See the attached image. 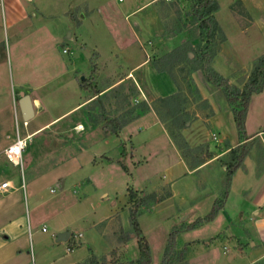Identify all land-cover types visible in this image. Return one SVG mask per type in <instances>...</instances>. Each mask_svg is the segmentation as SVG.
Wrapping results in <instances>:
<instances>
[{"label":"rangeland","instance_id":"obj_1","mask_svg":"<svg viewBox=\"0 0 264 264\" xmlns=\"http://www.w3.org/2000/svg\"><path fill=\"white\" fill-rule=\"evenodd\" d=\"M146 1L0 0V97L3 100L2 104L9 105L13 135H15V121L12 112L14 115L17 114L16 126L19 131L21 133L24 131L22 119L19 116L18 99L20 96L27 92L30 93L33 90V86H37L40 88L38 93L44 97L43 99L51 113L56 114L71 105L76 100V97L73 95L71 88L64 85L68 77V73H65V68L72 66L75 70L78 69L79 77L75 76L76 81L77 78L81 79L83 77L86 78L85 80L91 78L94 82L96 77H94L95 69L93 70V62L95 60L92 56L93 47L96 46L102 54V58L106 59L111 47L117 43V35L114 33L112 26L108 25L103 14L106 11L134 9ZM161 2L162 0L159 2L160 4L151 5L143 11L147 14L155 10V7L160 9L162 29L157 38L160 40L159 42L166 41L167 37L174 33L173 31H179V29H183L179 37H184L187 42L192 41L198 33L196 25L191 22V18L188 15L191 11L192 2L190 0H173L172 3L164 7L161 6ZM217 2L219 8L214 16L220 25L221 32L216 33L214 37V56L211 61V67L215 63L223 64L225 68L224 74L229 83L242 88L254 62L264 56V0H217ZM88 10L91 13H88ZM85 14L86 19L83 20V15ZM20 15H23V17H20ZM149 38L150 36H144L145 41ZM196 39L198 40V38ZM64 51L66 52L64 53ZM119 59H121V56ZM197 66L191 61H186L183 62L180 68L175 70L173 68L177 72V76L182 78L179 81L185 88V92H182L186 98L185 108L205 112L208 108L207 99H202L205 96H209L211 99L212 97L215 99V96L216 98L218 96L219 101L222 97L223 104L227 106L222 91L219 88L210 86L205 81L202 72L199 69H195ZM200 84H208V90L201 88L203 96L200 95V90L197 89ZM65 90L69 91L67 98L63 97V91ZM216 91L217 93H215ZM124 101L121 100L116 104L105 101L104 104L108 109H105V112H101L97 107L98 105L90 102L84 106L81 114L91 124L92 120L101 118V121L104 122L100 123L101 125L108 124V122H111L109 120L120 118L121 114L125 113V110H130L132 107L130 106V101L126 107L123 104ZM45 116L47 114L42 116L41 121L44 120ZM78 116L76 115L75 119H78ZM229 118L230 121L227 125L224 120H221L219 127L214 128V133L217 135H219L218 132L225 133L230 141L238 140L231 113ZM170 119L171 116L166 117V126L175 132V127L178 123L175 124ZM71 120L58 123L46 131L31 137L22 152V162L26 164V167H23V178L19 177L18 181L19 184L20 181L21 183L23 182L25 188L19 189L18 192L6 197H0V203H14L18 196L19 203L16 205L25 212L26 207L23 195L26 193L29 199L31 197L30 192L34 190L38 196L35 198L38 204L34 208L31 206L32 200L28 203L30 218L45 216L46 207H50V209L55 211L61 210L60 216L62 218L59 220L68 225V231L71 234L81 233L82 236L77 242V249L72 254V258L76 257L78 259L84 255V257L89 255L82 264H91L92 262L95 264H133L132 261L138 258L139 253L137 238L131 234V226L129 224V211L133 205L128 200V189H144L145 186L149 185V180H152L155 174L156 177L162 176L165 164L171 163L172 155L167 153L162 155L165 158L161 156L160 158L163 159H155L153 152L156 150L158 141H162L153 140L149 146L150 153L146 156L147 161L140 163L134 168L135 163L131 164L130 160L126 161L127 153L124 150L121 160L127 162L128 172H130L127 174L119 166L108 169L110 178L107 179V187L112 192H109L105 201H102V196L108 193V188L107 191H104V189L102 190L104 192H102L97 186L98 189L95 193L89 187L83 191L79 186L75 185L77 184L75 182H77L78 176L89 175V167L74 175L76 178L71 173L67 175L66 184L60 189L55 183L56 178L62 175L65 176L66 172L69 171L56 166H59L65 159L78 151V145H88L92 141L83 139L84 137L79 140H72V134L75 131L69 128ZM105 120H107L106 123ZM31 124L33 126L37 122ZM91 124H88V126ZM111 127L108 129L105 127L106 130L102 128V131L106 133ZM81 132L85 133L88 130L85 129V131ZM245 132L247 135L257 132L258 135L255 136L254 140H264V85L261 93L253 94L250 98L245 120ZM13 141L15 139L10 142ZM252 143L249 142L247 148L250 147L251 149ZM97 148L102 149L103 147L98 146ZM94 149L92 151L97 150ZM85 150L83 149L82 151ZM183 153H186V151L183 150ZM84 154H89V151ZM187 157L190 162V155ZM16 170L20 172L19 167ZM258 172L254 176H252L253 174L249 175L248 172L246 176L240 174L237 177L238 183L236 181V184L249 187L250 184L254 185L258 182L260 187L258 192L261 191L262 185L264 189V177ZM34 174L35 176H32ZM198 182V190L193 195L197 194L198 200H200V186L212 189L210 195L213 198V202L210 199L208 202L198 201L196 208L188 209L183 207L184 203L179 206L172 201H165L157 204L152 209L151 215L146 214L149 213L148 208L158 202L155 201L140 210L138 222L142 226V235L150 245L152 264L160 263L171 229L182 223L186 225L194 224L197 220L206 217L214 201L220 199L226 189L225 172H220L213 180L205 178L203 183H201V178H199ZM167 188L168 185H165L160 194L165 195ZM50 189L54 193L49 192ZM135 192L140 195L138 191ZM85 194L86 199L79 207L74 210L69 208L68 205L71 199L75 197L82 198ZM116 201L119 209L112 215L111 220L104 221L89 230L88 224L102 215L105 206H110L112 202ZM15 210H10L8 211L9 214L1 216L0 222L3 221L2 219L9 218L10 214L14 213ZM203 224L206 225L207 222L199 223L195 230L191 229L193 231L187 237L189 240L180 237L183 232L176 237L175 250L179 251L185 248V260L187 263L242 264L245 262V257L235 255L238 251L234 249V246H231L233 244L232 240H230L231 237L229 238V243L223 244L224 248L222 251L221 242H217L214 239L219 235L213 236L215 235L216 225L200 228L204 226ZM32 225L31 230L34 231L36 226ZM97 233L101 235V238L96 242L94 252V250L88 248V238L91 234ZM201 237H205V239L202 240ZM20 240L23 246L22 258H24L21 264H44L46 262V260H39V255L44 254L47 247L51 244V240L53 241L48 233L44 234L39 230L38 233H34L32 237V252L28 237L24 236ZM205 241L207 243L213 242L212 256L207 255V253L202 254L200 251L207 246L204 244ZM24 247H27L28 254H25L26 250H24ZM56 250V256L62 255V250ZM188 252H191V255L187 256ZM32 253L34 255L33 262L31 261ZM253 264H264V257Z\"/></svg>","mask_w":264,"mask_h":264},{"label":"crops","instance_id":"obj_2","mask_svg":"<svg viewBox=\"0 0 264 264\" xmlns=\"http://www.w3.org/2000/svg\"><path fill=\"white\" fill-rule=\"evenodd\" d=\"M114 1L121 2L123 0ZM160 1L147 0L144 4L134 9L113 12L106 11L103 14L108 25L112 26L114 33L117 35V43L111 47L106 59L102 58V54L96 46L93 47L92 56L95 59L93 62V70L95 69L94 77L96 79L93 82L89 78L87 80L88 83L84 84L87 86L85 90L81 87L80 81H86V78H77V81L75 79V76L79 77L78 69L75 70L70 65V68L68 66L65 68V73H68V77L64 85L71 88L76 100L60 112L56 114L51 113L47 107V103L43 99L44 97L38 93L40 88L33 86V90L30 93L27 92L20 96V98L24 95L29 96L33 115L27 121L23 119L19 106V98V116L22 119L24 131L22 133L19 131V128L16 126L17 114L14 115L12 112L15 121V135H13L9 105L2 104L3 100L0 97V140H2L0 142V183L9 182L12 187L1 197H6L14 192H18L19 189L25 188L24 183L20 181L19 184L18 181L19 177L22 179L24 176L23 167H26V164L21 159L22 165L16 166L9 162L3 153L14 142L10 141L16 140L17 137H33L58 123H64L72 119L69 124V128L75 131L72 134V140L75 141L84 137L83 139L92 141L88 145H78V151L65 159L59 166H56L57 168L61 167L69 171L66 172L65 176L62 175L56 178L55 183L60 189H62V186H65L67 175L71 173L75 177L74 175L81 172L84 168L89 167V175L82 176L83 178L78 176L77 182H75L77 184L75 185L79 186L83 191L89 187L96 193L97 186L100 188L99 190L102 191L105 189L104 191H107V179L110 178L108 169L110 167H120L118 162H122L126 168V173L129 174L130 172H128L127 162L121 160L122 155H124V150L127 153L126 161L130 160L131 164L135 163L133 166L135 168L140 163L147 161L146 156L150 153L149 146L151 142L153 140H160L162 142L158 141L156 150L153 152L154 158L157 159L162 155L170 153L172 155L171 163L165 164L166 166L162 171L163 175L156 177L155 174L152 180H149V185L145 186L144 189H132L133 191H138L143 196L155 194L158 199V202L154 206L151 205L153 202L149 204L151 207L148 208L149 213L146 214L151 215L152 209L157 204L165 201H172L179 206L184 203L183 207L188 209L196 208L198 201L208 202L210 199L213 202V198L210 195L212 189L210 190L209 188L200 186V200H198L197 194L193 195L198 190V179L201 178V183H203L205 178L207 180H213L220 172L224 173L225 166L231 163V150L239 145V140L230 141L225 133L218 132L219 135L214 133V128L219 127L221 120H224L226 125L230 121L229 115L231 111L223 104L222 97L220 101L218 100V96L217 98L215 96V99L214 97L211 99L209 96L202 97L204 100L207 99L208 108L205 112L185 108L186 98L182 94V92H185V88L180 83L181 81H179L182 78L177 76V72L174 71L176 68H180L183 62L173 67L174 70H171V75L167 71H159L154 66L153 62L155 59L171 52L179 46L190 44L194 47L195 41H197L196 44L198 43L196 37L190 42H187L184 37H179L183 29L173 31L174 33L167 37L166 41L159 42L160 40L157 38L162 29L160 9L155 7V10L147 14L143 11L151 5H157ZM172 2L173 0L171 2L162 0L161 6L164 7ZM87 12L89 13L90 11L88 10ZM20 17H23V15H20ZM84 19H86V14L83 15ZM144 36H150L147 40L149 41L148 43L144 40ZM120 56L121 59H119ZM189 57L192 58V54H189ZM212 67L220 75L225 77L223 64L215 63ZM207 86L208 84H200L198 86L197 89L200 90V95L203 96L202 89L208 90ZM92 90L99 91V93L94 95ZM63 93V97L67 98L69 91L65 90ZM176 94L180 95L179 103L181 104L179 106L180 111L170 119L173 123H178L175 127V132H173L166 126L165 119L170 115L167 112V108L161 105L159 99ZM97 99H101L102 101V106H97L101 112H105L104 110L107 109L104 104L105 101L116 104L125 99L124 106L129 105L130 101V106L132 107L130 110H125V113L121 114L120 118L112 119L115 120L114 123L108 122V124L101 125L104 123L101 121V118L99 120H92L91 124L86 121V118L81 113H83L84 106L87 103L94 102V105H96ZM45 114L47 116L41 121L42 116ZM76 115H79L78 119H75ZM231 119L233 121L232 114ZM121 120H125L126 123L121 124L120 129L116 133L112 134L110 131L106 133L102 131V128L104 129L106 127L108 129L111 125H113L112 127L117 126L116 123L120 124ZM33 122H37V124L31 126ZM183 122H185L184 127L181 125ZM87 123L91 125L88 126ZM85 129L88 132H81L85 131ZM257 135V132L252 135L246 134L248 137L247 142H253L252 147L245 157L242 166L231 176L223 207L213 220L207 222L206 225L204 223V226L200 227L216 225L215 235L213 236L219 235L214 239L217 242H221L220 247L222 251L224 248L223 244L229 243V238L231 237L230 240L233 243L231 246H234V249L238 251L235 255L246 258L242 264H253L255 261L264 257L263 185L261 186V191L258 192L260 188L258 182L254 185L250 184L249 187L247 185L236 184L237 177L240 174L246 176L247 172L249 175L253 174L252 176H254L259 171L258 173L264 177V140H254ZM175 140H183L186 143L187 149H184L186 153H183L179 149ZM98 146L103 148L98 149ZM83 149L86 150L82 151ZM93 149L95 151H92ZM87 151H89V154H84ZM189 155L191 158L190 162L187 159ZM18 167L20 172L16 170ZM32 176H35V174ZM165 185H168L165 195L160 194V191L163 190ZM49 192L54 193L52 189ZM107 192L102 196V201H105L109 192H112V190L109 191L108 188ZM30 193L31 197L29 199L26 193L23 195L26 207L25 212L17 206L19 203L18 196L14 203H0V217L9 214L8 211L16 209L14 213L10 214L9 218L2 219L3 221L0 222V264H21L24 258H22L23 246L20 239L24 236L28 237L32 252V237L34 233H38V230L44 234L48 233L49 237L53 239L47 247L46 252L39 255V260H46L44 264H82L86 261L89 255H86V257L84 255L78 259L71 257L77 249L76 246L79 239L76 238V234H71L68 231L69 229L66 223H62L59 220L62 218L60 216L62 213L61 210L55 211L50 209V207H46L45 216L41 215L39 218H30L28 203L32 200L31 206L34 208L38 204L35 201V198L38 197L36 195L37 193L34 190ZM85 199L86 194L82 198L75 197L69 201L68 206L74 210ZM117 201L112 202L110 206H105L102 215L88 224V229L92 230L96 225L104 221H110L112 215L119 209ZM98 202L100 201L98 200ZM31 224L34 227L36 226L34 231L31 230ZM39 225L40 227H38ZM139 225L142 229L140 223ZM43 228H45V231L42 230ZM193 230L183 232L180 234V237L189 240L187 238L188 234L192 233ZM61 232H69V237L66 241L57 240L56 236ZM100 238L101 235L98 233L91 234L88 238V248L94 250L96 242ZM201 239L203 240L205 237H201ZM204 244L207 246L203 250H200L201 253H207V255L212 256L213 242L207 243L205 241ZM68 247H71L70 251L67 250ZM26 248L24 249L26 250L25 254H28ZM56 249L62 250V255L56 256ZM188 249L190 248L188 247ZM189 255H191V252L187 253V256ZM33 256L32 253V262L34 259ZM91 264L95 263L92 262ZM188 264L193 263L188 262Z\"/></svg>","mask_w":264,"mask_h":264},{"label":"trees","instance_id":"obj_3","mask_svg":"<svg viewBox=\"0 0 264 264\" xmlns=\"http://www.w3.org/2000/svg\"><path fill=\"white\" fill-rule=\"evenodd\" d=\"M192 2L191 11L188 14L191 18V22L196 25L198 31L196 38L198 43L192 47L190 44L182 45L172 50L171 52L154 60L153 64L159 71H167L171 75V70L176 64L191 61L198 66L195 69H199L205 81L215 88H219L224 96L225 102L231 111L234 126L238 135L239 145L231 150V163L225 167V182L226 189L223 191L221 198L216 199L212 205L209 214L197 220L194 224L186 225L184 223L174 226L169 232L168 239L163 251V255L159 264H188L185 260V248L176 251L175 241L178 234L191 229H194L199 223L209 222L214 219L219 210L223 207L225 198L227 196L228 187L232 174L242 166L243 161L250 151L248 145V137L245 132V119L248 110L250 98L253 94H259L263 90L264 85V56L258 58L251 69V72L243 83L242 88L237 87L234 84L229 83L228 79L217 73L211 67V61L214 56L213 45L214 37L216 33L221 32L219 23L217 22L214 13L218 10L217 0H190ZM192 54V58L189 57ZM88 81H80L81 87L85 90ZM94 95H97L99 91L92 90ZM179 94L172 95L166 98L159 99V102L164 108H167L168 114L173 117L180 110L181 103ZM96 105L102 106L101 99L96 100ZM112 123L115 120H111ZM126 123L125 120H121V123H116L117 126L111 127L110 133H116L121 124ZM184 127L185 122H183ZM105 129V128H104ZM174 139H176L174 137ZM176 145L182 151L187 149V145L183 140H175ZM120 167L126 171L122 162H118ZM128 200L132 203V207L129 211V224L131 226V234L137 238L138 258L132 261L133 264H152L151 261V248L142 235V231L138 222V216L142 208L147 207L150 203L158 201L155 194L138 195L132 189H128Z\"/></svg>","mask_w":264,"mask_h":264},{"label":"built area","instance_id":"obj_4","mask_svg":"<svg viewBox=\"0 0 264 264\" xmlns=\"http://www.w3.org/2000/svg\"><path fill=\"white\" fill-rule=\"evenodd\" d=\"M165 2H171L172 0H164ZM66 51H64L65 53ZM31 139L30 136L25 137H17L16 140L9 145L4 151V156L6 159L16 166H21L22 162V152L27 146V142ZM12 187L10 186L9 182H2L0 183V197L6 194ZM45 231V228L42 229ZM81 234H76V238L79 239ZM68 251L71 250V247L67 248Z\"/></svg>","mask_w":264,"mask_h":264},{"label":"water","instance_id":"obj_5","mask_svg":"<svg viewBox=\"0 0 264 264\" xmlns=\"http://www.w3.org/2000/svg\"><path fill=\"white\" fill-rule=\"evenodd\" d=\"M19 106L22 112L23 119L25 121L29 120L32 117L33 112H32V104L28 95H24L19 99ZM68 237H69V232H61L58 233L56 236L58 241H66Z\"/></svg>","mask_w":264,"mask_h":264}]
</instances>
